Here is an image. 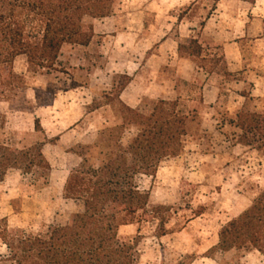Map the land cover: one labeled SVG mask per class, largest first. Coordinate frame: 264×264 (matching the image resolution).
Listing matches in <instances>:
<instances>
[{"label":"rangeland","instance_id":"374dc122","mask_svg":"<svg viewBox=\"0 0 264 264\" xmlns=\"http://www.w3.org/2000/svg\"><path fill=\"white\" fill-rule=\"evenodd\" d=\"M94 38L87 47L64 45L56 71L32 75L23 59L13 65L25 77L30 106L11 111L0 103L8 134L19 147L42 142L51 167L48 184L32 187L29 178L9 173L0 184V220L10 229L38 233L65 225L76 212L62 189L68 172L79 160L77 145L93 143L96 133L113 120L108 108L86 115L92 98L110 93L118 76L130 78L120 101L134 109L142 102L175 101L196 118L190 125L184 150L163 162L153 177H139L140 192L151 206L173 207L175 215L156 239L154 226H142L138 264H264L256 253H206L217 244L221 227L245 211L264 191V160L255 151L236 144L240 132L236 114L244 110L264 114V0L253 6L237 1L216 5L209 0H120L111 17L86 19ZM195 38L211 55L223 46L232 78L206 75L176 54L177 44ZM55 93L53 101L45 89ZM39 90L37 107L32 90ZM248 96L244 101L240 95ZM100 104L103 101L97 99ZM15 108V107H14ZM28 112L27 110H30ZM39 120L43 135L33 132ZM200 214L199 216H197ZM121 228V237L134 235ZM0 244V258L5 256Z\"/></svg>","mask_w":264,"mask_h":264},{"label":"trees","instance_id":"16d2710c","mask_svg":"<svg viewBox=\"0 0 264 264\" xmlns=\"http://www.w3.org/2000/svg\"><path fill=\"white\" fill-rule=\"evenodd\" d=\"M119 1L0 0V103L19 113L24 112L23 106L33 108L26 99L29 87L25 77L14 72L16 60H24L28 74L57 72L64 45L87 47L93 40V29L85 20L111 17ZM209 1L214 5L223 1L255 4V0ZM217 51L218 55L209 54L192 37L176 47L180 60L206 75L232 78L221 48ZM115 80L121 82L113 81L111 92L92 98L85 109L86 115H91L108 108L112 124L99 129L93 143L70 151L79 163L68 172L62 196L75 205L76 212L65 225H52L36 234L10 229L5 219L0 220V244L6 252L0 264H138L143 225L154 226L156 239L169 234L166 227L175 215L174 208L151 206L136 181L142 176L153 177L163 162L181 155L196 114L183 113L177 100L146 101L132 109L120 101L130 78L118 76ZM32 91L37 107H50L51 102L39 103L41 91ZM44 93L53 101L55 93L50 87ZM240 97L250 100L244 94ZM235 124L240 132L236 144L264 160V114L249 113L243 106ZM5 128V116L0 114V184L15 172L29 178L33 188L45 187L51 167L43 155L48 141L39 120H34L33 132L44 140L28 147H19L16 135L6 133ZM125 227H134V235L121 237L119 231ZM232 252L256 253L264 260V191L220 228L217 244L206 256L213 259L215 254Z\"/></svg>","mask_w":264,"mask_h":264},{"label":"crops","instance_id":"0c3cea01","mask_svg":"<svg viewBox=\"0 0 264 264\" xmlns=\"http://www.w3.org/2000/svg\"><path fill=\"white\" fill-rule=\"evenodd\" d=\"M256 1V0H255ZM221 50H222V53H223V55H224V59H225V62H226V66H227V72L229 73V74H231L232 75V73L229 71V69H228V67H229V63L227 62V57H226V54H225V51H224V49H223V46H221ZM60 56V55H59ZM59 59V58H58ZM243 99V98H242ZM244 100V99H243Z\"/></svg>","mask_w":264,"mask_h":264}]
</instances>
